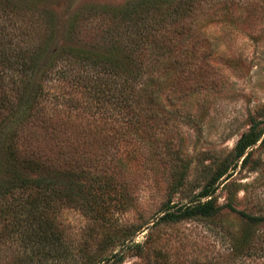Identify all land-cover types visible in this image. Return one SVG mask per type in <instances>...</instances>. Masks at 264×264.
Here are the masks:
<instances>
[{"label":"rangeland","instance_id":"rangeland-1","mask_svg":"<svg viewBox=\"0 0 264 264\" xmlns=\"http://www.w3.org/2000/svg\"><path fill=\"white\" fill-rule=\"evenodd\" d=\"M7 1L9 12L0 11V49L10 60L18 54L27 57L39 47L43 59L67 47L62 45L96 51L114 42L124 48L138 32L113 12L131 0ZM147 5L132 15L152 24L156 37L137 53L146 61L164 57L157 70L166 74L167 86L159 87V102L153 105L168 113L162 128L155 123L159 134L145 146L133 141L121 146L120 157L133 148L139 157L116 172L123 183L99 208L80 209L63 196L56 201L55 217L41 219V214L34 220L33 227L53 218L51 242L25 245L17 234L0 233V264H264V221L253 222L238 213L264 217V0L205 2L195 17L163 20L150 17L154 8ZM158 42L162 45L155 47ZM163 46L166 49H158ZM57 59L40 80L43 113L68 125L63 126L67 131L53 133L54 139L73 137L80 132L77 125L87 124L96 127L95 144L113 145L115 133L126 128L120 109L122 78L117 76L122 69L84 68L91 77L110 75L113 92L95 99L69 83L71 75L58 79L63 55ZM9 64L0 63V71L11 76L16 68ZM3 113L4 138L16 120L7 121ZM142 123L131 129L141 131ZM20 133L23 140L41 136L34 127L21 126L16 135ZM257 133V142L237 157L239 141L249 136L248 143ZM97 149L90 148L87 156L96 167L85 170L100 177L105 171ZM210 184L217 187L214 195L198 198ZM198 202L218 211L177 222L161 218L168 206L175 211Z\"/></svg>","mask_w":264,"mask_h":264},{"label":"trees","instance_id":"trees-1","mask_svg":"<svg viewBox=\"0 0 264 264\" xmlns=\"http://www.w3.org/2000/svg\"><path fill=\"white\" fill-rule=\"evenodd\" d=\"M224 1L240 3V0H131L113 11L116 15L130 21L133 24L132 27L138 31L135 41L128 39L124 48L114 42L103 43L96 51L94 47L78 48L74 45H62L67 47L61 52L57 49L52 55L43 59L41 47H39L27 57L18 54L12 60L7 59L3 50L0 49V63H10V67L16 68L13 69L11 76L0 71V111L7 112L3 113L7 114L8 118L3 115L7 121L8 119L16 120V123L10 127V133L4 138L3 135L0 136V221L2 222L0 233L17 234L21 238V243L25 245L29 242H51L50 238L56 228L53 218L51 220L45 218L42 224L37 222V225L33 227L34 220L38 221L41 214V219L49 214L55 217L59 213L56 201L63 196H66L74 206L79 205L80 209L99 208L104 200L111 198L114 194L112 190L115 186L123 183L115 175L116 172L139 157L140 153L134 148L131 152H127L126 156L120 157L121 146L133 142L145 146L156 138L159 131L155 123H158L160 127L168 116V113L160 107L153 108V105L159 102V87L167 86L166 74L157 70L159 66L164 65V57L157 55L156 58L146 61L147 58L143 53H137V50H141L147 41L150 42L156 37L151 32L152 24L146 23L144 18L134 19L133 12L139 8L145 9L147 4H151L154 9L150 12V17H155V20L177 19L186 15L195 17V12L201 4L205 2L217 4ZM8 5L7 0H0V11L9 12ZM161 45L158 42L155 47ZM158 49H166V46L158 47ZM60 55H63L64 63L62 67L56 69L58 79L71 75L68 82L76 88L88 90L89 94H92L90 97L95 99H100L99 97L108 90L113 92L111 88L113 84L109 73L105 78L91 77L85 69L88 66L91 69L94 67L108 69L114 66L122 69L121 72H117V76L122 78L119 95L123 104L121 103L120 109L126 117L124 121L126 128L115 133L117 137L112 139L113 145L102 147L98 143L95 144L97 138L93 136V133L96 127L87 124L85 127L76 126L80 131L78 133L82 135L77 133V136L67 138L60 136L54 139L53 133L67 131V127L63 126L68 125L64 121L56 123L54 121L56 116L43 113L40 80L49 75L50 68L55 65ZM146 63L150 66L147 67ZM23 69L25 71H22ZM131 108L137 110V113L131 112ZM143 120L151 124L144 125ZM139 121L143 124L142 130L131 129V126L135 127L134 124ZM21 126L34 127L41 136L39 138L30 136L23 140L21 133L16 135ZM259 138L260 133H257L248 143L246 142L249 136L242 138L235 147L237 157L242 156L244 150L257 142ZM94 146L98 148L100 166L105 171V174L100 177L91 175L87 171L90 166L96 167L90 161L91 158L87 157L91 154L88 150ZM60 185L67 188L59 189ZM87 188L89 190L84 192ZM216 190L217 187L214 184L206 185L197 197L200 199L211 197ZM31 194L34 196L30 199ZM230 208L236 211L233 207ZM171 209V206L165 208L162 220L177 222L195 217L207 218L218 211V208H213L208 202H198L175 211ZM238 213L253 222L264 221V217H251L242 212Z\"/></svg>","mask_w":264,"mask_h":264}]
</instances>
